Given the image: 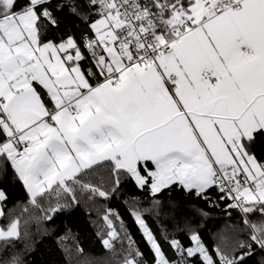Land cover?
<instances>
[{
  "label": "snow or ice",
  "instance_id": "6c2138e0",
  "mask_svg": "<svg viewBox=\"0 0 264 264\" xmlns=\"http://www.w3.org/2000/svg\"><path fill=\"white\" fill-rule=\"evenodd\" d=\"M129 184L148 251L108 208V264H264V0H0V264Z\"/></svg>",
  "mask_w": 264,
  "mask_h": 264
},
{
  "label": "trees",
  "instance_id": "16d2710c",
  "mask_svg": "<svg viewBox=\"0 0 264 264\" xmlns=\"http://www.w3.org/2000/svg\"><path fill=\"white\" fill-rule=\"evenodd\" d=\"M7 190L10 194L7 207L13 210V215L21 218L23 231L25 227L23 221L28 218L27 214L22 212L27 203L26 193L19 183H10L7 185ZM132 196L142 198L143 193L135 191L129 184L125 186L121 194L111 200L105 201L102 198L82 200L78 207L59 213L52 222L43 224L35 220L37 213L33 212L32 219L27 226L31 233V239L27 242V250L25 251L23 239L16 246L21 249L25 264H85V262L108 264L112 259V254L103 247L101 242V237L107 230L102 217L108 208L119 212L124 224L132 232L140 248L147 254V245L129 215V210L135 206L131 202ZM171 198L180 199L181 196L174 192ZM165 199L168 197L166 196ZM192 204L197 207H207L203 201L195 200V198H192ZM152 219L149 217V223L156 229L158 225L153 223ZM6 222L0 221V223ZM116 223L119 225L120 222ZM230 223L232 221H229L222 211L214 210L212 218L206 221V227L203 229L205 242L212 246L216 233L224 230L225 225ZM78 248L83 249V254L78 252ZM249 264L252 262L250 261Z\"/></svg>",
  "mask_w": 264,
  "mask_h": 264
}]
</instances>
